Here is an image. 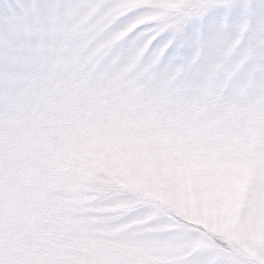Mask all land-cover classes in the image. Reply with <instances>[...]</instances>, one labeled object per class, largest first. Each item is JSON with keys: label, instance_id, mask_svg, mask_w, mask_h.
Instances as JSON below:
<instances>
[{"label": "snow or ice", "instance_id": "obj_1", "mask_svg": "<svg viewBox=\"0 0 264 264\" xmlns=\"http://www.w3.org/2000/svg\"><path fill=\"white\" fill-rule=\"evenodd\" d=\"M0 264H264V0H0Z\"/></svg>", "mask_w": 264, "mask_h": 264}]
</instances>
